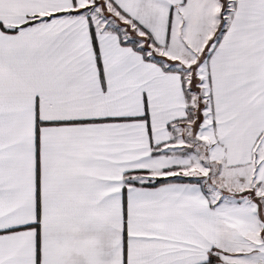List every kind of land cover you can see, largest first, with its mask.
I'll use <instances>...</instances> for the list:
<instances>
[{"label":"snow or ice","instance_id":"1","mask_svg":"<svg viewBox=\"0 0 264 264\" xmlns=\"http://www.w3.org/2000/svg\"><path fill=\"white\" fill-rule=\"evenodd\" d=\"M0 264H264V0H0Z\"/></svg>","mask_w":264,"mask_h":264}]
</instances>
